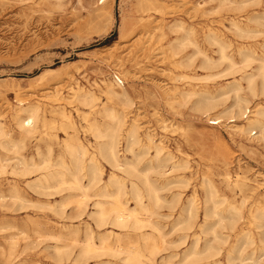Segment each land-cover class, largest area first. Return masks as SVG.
Returning a JSON list of instances; mask_svg holds the SVG:
<instances>
[{"label": "rangeland", "instance_id": "rangeland-1", "mask_svg": "<svg viewBox=\"0 0 264 264\" xmlns=\"http://www.w3.org/2000/svg\"><path fill=\"white\" fill-rule=\"evenodd\" d=\"M97 1L0 0V122L6 132L0 135V264H133L123 260L126 254L115 256L110 250L120 246L139 248L149 257L153 242L159 250L151 260L143 257L148 264H240L237 258L241 255L248 257L244 264H264V217L251 216V210L264 207V138L260 132L243 133L241 128L247 119L235 114L238 109L233 107L239 97L248 98L249 103L244 105L249 107L245 113L248 118L257 108H264L262 79L256 78L253 89L246 79L248 74L257 73L264 62V0H154L159 11L146 10L137 0H113L110 13L104 18L97 16ZM175 21L195 28L192 38L213 61L211 64H205L204 55L197 53L198 48L191 43L183 49L178 46L175 57L170 56L169 47L176 37L170 26ZM125 22L127 35L121 32ZM232 22L251 32L238 30ZM161 25H165L163 31ZM210 30L219 32L225 43L228 58L224 61L219 45L206 38ZM133 42L147 49L146 56L138 58L143 50L137 48L134 57L139 64L129 56ZM248 55L253 59H247ZM182 60L184 63H176ZM231 62L238 66L231 67ZM128 71H135L136 77ZM115 74L130 94L129 116L138 113L143 134L150 131L153 140H162L174 156L162 169L161 177L166 180L151 172L152 179H159L158 186L166 185L160 191L163 199L179 193L176 208L171 209L164 202L154 216L162 234L149 226L123 229L109 220L99 227L96 218L88 213L77 216L76 202L62 205L61 200L69 195L72 200L77 198L79 190L51 195V191L34 188L31 183L38 172L22 173V163H30L32 157L37 161L49 158L54 164L52 170L60 168L57 163L61 156L69 160L65 143L82 142L87 156H96L103 171L101 181L89 191L92 197L88 210L94 208L93 202L98 199L110 207L113 197L96 194L110 184L113 169L99 154V143L104 139L96 138L88 128L94 123L104 128L109 120L103 113H90L81 103L80 94L91 91L98 96L97 110L106 104L121 110L122 105L107 101L102 91L103 82L113 81ZM43 76L47 79L45 84ZM63 80L68 82L55 97L52 85L63 84ZM175 87L181 91L191 89L195 95L185 100L177 92L176 97L168 98L162 91ZM57 97L62 99L58 101ZM31 101H40L46 115V126H41L36 136L22 133L12 117L16 107H26ZM61 108L70 114L76 128L59 114ZM208 108L206 115L203 112ZM216 115L221 116V121L211 123ZM37 146L41 157L36 154ZM120 148L121 155L123 145ZM153 152L151 148L144 155L140 168ZM126 154L132 157L131 153ZM174 161L183 162V166L174 169ZM14 187L18 197L14 196ZM210 188L218 196L217 207L226 215V221L214 226V230L211 226L218 218L210 216L208 229L203 232L200 225L205 219ZM109 189L114 191L116 187L110 185ZM121 200L128 208L137 206L129 195ZM191 203L197 214L192 229L184 228L186 224L176 225L182 207ZM228 216L238 219L235 230L225 227ZM242 229L250 232L255 242L245 246L244 251L235 250V258L229 262L228 251L241 246L238 241ZM90 230L96 246L108 249L98 257L81 255ZM213 231L219 237L215 238ZM104 237L109 239L104 241ZM197 237L200 250L210 240L219 253L185 263V255Z\"/></svg>", "mask_w": 264, "mask_h": 264}, {"label": "bare ground", "instance_id": "bare-ground-1", "mask_svg": "<svg viewBox=\"0 0 264 264\" xmlns=\"http://www.w3.org/2000/svg\"><path fill=\"white\" fill-rule=\"evenodd\" d=\"M112 1L113 0H98L97 1L98 2V7H97L98 17L104 18L106 15L110 13ZM137 1L140 7H144L146 10H152V9L158 10V11L161 10L158 6H156V2H154V0H137ZM232 24L235 27H237L238 30L240 31L251 32L249 28H243L236 22H232ZM127 26L128 24L126 22L123 23L121 26V32H123L124 35L126 34ZM164 27L165 25L164 26L161 25L160 29L163 31ZM170 29L173 33H176L174 42L173 44H171V47H169L170 48L169 54L171 57H175V55L177 54L176 49L178 48V46L179 47L181 46L180 49H183L185 48V46L190 45L191 43L195 47L198 48L197 53H202L204 55L205 57L204 62L206 65L211 64L213 62L199 48L198 42L192 38L193 37L192 35L194 34V31H195L194 27L188 25V23L185 24L182 21H175V23L170 26ZM135 36L137 37V35ZM206 38L214 42L215 44L219 45L220 47L219 51L221 54L220 57L222 61H224L223 59L228 58V55L225 52V47H226L225 43L221 39V35L219 34V32L215 30H210L209 33L206 35ZM133 39L134 38H132V40ZM130 47H131V50L129 51V54H130L129 56L132 58V60H136L137 64H139L140 61L136 59V57H134L136 55L137 48H141V51L143 50L141 54L137 56L138 58L146 56L147 49L145 48V46L139 45V42H133L132 44H130ZM166 53L168 52L166 51ZM253 57L254 56L252 55H248L247 59H250V58L253 59ZM190 58L191 57H188L187 59H190ZM180 62L184 63L183 60L176 62V63L178 64ZM172 65H173V62H172ZM234 65L238 66V64L236 65L235 63L231 62V67H235ZM204 67H207V66H204ZM227 70L228 69H226L225 72H227ZM128 72H130L132 77H136L135 71H128ZM222 72L224 73V71ZM186 77H189V76L186 75ZM257 77H260L262 79V88H263V94H264V62H262V64L258 68L257 73H250L246 76L248 85L252 89L255 85V81ZM68 78L73 79V75L68 74ZM176 78L178 77L176 76ZM41 80L45 84L47 79L45 76H43ZM63 82H64L63 84L61 82H57V83H54V85H52L53 87L51 89L55 97L59 94L62 87H64V85L68 81L63 80ZM103 84H104V87L102 91L104 95L106 96L107 101L109 102L116 101L120 103L122 105L121 110L117 109L115 106H108L107 104L104 105L102 109L100 110L95 109L97 105V101L99 100V97L96 96L91 91H86L84 93H81L80 101L84 106H87L90 109L89 111L90 113L92 114H102L103 113L105 117L109 120V123L104 128L97 123H94L91 127H88V128L90 131L93 132L96 138L104 139V141L99 143L100 144L99 154L104 160H106L112 166V169H113L110 175V180H109L110 184L96 194V196H100V197H113L115 201L110 205V207L106 205V202H104L101 199H98L93 202L94 208L91 211L88 210L89 200H90V197H92L91 196L92 194L90 195L89 191L94 186L98 185V183L101 181L103 171H102V168L100 167L101 165L99 163V159H97L96 156H87V148L85 144H83L82 142L80 144H74L70 142L65 143L64 148L67 152L69 160H66L64 156H61V159L59 160V162L58 163L56 162L60 168L52 170L51 167L54 166V164L49 158L43 159L42 161H37L35 157H32L31 159L32 161L30 163L29 162L22 163V165L24 166V168L22 169V173L23 175H30V174L38 172L39 173L38 176L34 178L33 182L31 183L34 185V188L37 186L38 188L43 189V191L44 190L51 191L49 193L51 195H53L54 193H59L63 190H71V191L79 190L81 193L78 194L77 198H74V200H72V196L69 195L65 199L61 200L62 205L64 207H67L70 203L76 202L77 211H78L77 216L81 217L84 214L88 213L90 216H93L96 218V224L99 227L107 224L109 220V222L112 223L113 225L118 226L123 229L132 228L135 230H141L149 226V227H153V229H155L157 232H160L159 225L154 220V216L158 213V207L162 206L164 202H168L170 204L169 207L171 209L176 208L177 204L179 203V198H178L179 193L174 194L169 200L163 199V196L160 194V191L166 185L158 186L157 182L159 181V179L158 178L152 179L151 172L157 173V175H159V177L162 178V180H166V177H161L164 174L162 169L163 167H166V163L170 161L171 159H173L174 156L170 151L167 150L166 146L163 145L162 140L161 141L159 140V142H156L153 140L152 134L150 131H145V133L143 134L142 130L144 128H142L140 125L141 123H139L138 113L133 114L132 117H130L131 115L129 116V114L132 113V111H130V106H132V100H131L130 94L127 91V89L124 86H122L123 80L119 77V75L115 74L113 81L105 80ZM159 87L162 88V86H159ZM163 90H164V93L167 95V97L169 96L168 98L176 97L175 95L177 92H178L177 94H180L185 100H190L191 99L190 97L195 95V92L193 90L190 91L191 89L189 90L184 89V91H181L179 87H175L172 90L162 89V91ZM46 97H49V96H46ZM19 99L21 101V98ZM61 99H62L61 97L60 98L57 97L56 100L59 101ZM107 101L105 103H107ZM249 101L250 100L248 98L239 97L237 101L235 102V104L233 105L234 108L236 107L238 109V113L236 112L235 114H238L239 116H243V118L246 117L245 119H247L246 125L241 128V131H243V133H251V134H256L260 132L259 136L261 138H264V108H257L255 114L252 115L250 118H248V115H245V113L246 111H248L249 107L244 106V105L248 104ZM39 102L31 101V103L28 106L24 107L25 105L24 106L22 105V106L16 107L14 111H12V117L17 120L18 127L22 133L27 134V135L36 136V134L40 131V127L46 126V115L43 111L42 105ZM201 103L204 104L203 102ZM184 105H187V103ZM209 111L210 110L208 108V110H204L203 113L208 115ZM51 112L55 113L54 110H51ZM58 112L61 116H63L69 122H71L70 114L66 113L64 108H61L60 110H58ZM221 113L223 112L221 111ZM232 117H235V116H232ZM220 121H221V116L216 115L215 118H211V123H219ZM70 124H72L71 125L72 128H76L72 122ZM2 134H6V132L4 130L2 122H0V135ZM145 138H146V141L144 142ZM122 145H123L124 151L120 155V152L122 151L120 147ZM14 146H15V143H14ZM151 148H154V152L151 155L150 160L145 163L144 167L140 168L141 164H143L142 162L144 159V155L148 154ZM125 151L131 153L132 157L128 156ZM36 154H38L40 157L42 156L39 146H37ZM57 164L56 166H58ZM181 166H183V162L174 161L173 163L174 169L179 168ZM84 179H86L87 181H84ZM180 182H183V180L181 179ZM110 185L115 186L116 189L114 191H111L109 189ZM13 191L16 194L17 188L14 187ZM208 193H209V196L207 197V200L205 202L206 205L204 207L205 219L202 225H200L203 232H205L208 229L206 227L209 224L208 218L210 216H213V217L215 216L218 218L217 222L214 221V224H212L211 226V228H213L214 230H215L214 226H216L217 224L222 225L226 221V215L223 214L221 210L218 209L217 207L219 203V199L217 198L218 196L216 195L215 190L213 188H210ZM16 195L14 196L18 197V195L17 196ZM126 195H129L136 202L137 206L128 208L121 200L122 197ZM260 214H262L264 217V207L257 208L256 210H251V216L254 218H257L258 215ZM196 217H197V214L196 213L194 214L193 203L189 205H185L182 207L181 213L178 217L179 220L176 225L180 226L181 224L182 226V224L183 225L186 224L184 228L192 229V227L194 226V219ZM228 217H230V219L228 222H226L225 227H228L230 230H235L237 227L238 219L235 218L234 216H228ZM160 233L162 234V230ZM213 233L215 235V238L219 237L217 236L216 231H213ZM239 234H240V239L238 242H240L241 246H235L232 248V250L228 251V261L229 262L234 260L235 256H233V252L235 250L244 251L246 248L245 246L255 242V239L250 232H247V231L244 232V229H242V231L239 232ZM92 235H93L92 230H90L86 244L84 245L81 251L82 252L81 255L83 256L98 257L100 256L99 253H102L108 250L104 248L106 246L102 244L101 245L104 247L100 248L98 247L99 245L96 246L97 244H95V242L93 241ZM107 239H109V237H104V241ZM199 241H200V238L197 237V239L195 240V242L193 243L190 249V252H188L185 255V259H184L185 263L189 259H190V262L191 261H201L203 259H208L210 257L216 256V254L219 253V251L215 250V246L213 245V243L210 242V240L205 244L203 249L200 250ZM157 245L158 244L153 242L152 245L149 247L150 248L148 251L150 253L149 257L139 248L120 246V247H117V249H112L110 251H113V254L115 256L126 254V256H124L125 259L123 260H127L133 264H148L143 261V257L147 256L148 260L153 259L152 257H154L159 250V247ZM247 258L248 257H244L243 255H241V258L240 259L237 258V259L238 261L240 260V264H244ZM251 259H253L254 262H257V259H254V258H251ZM166 262L168 263V261ZM100 264H113V263H110L109 261H105V262H101Z\"/></svg>", "mask_w": 264, "mask_h": 264}]
</instances>
